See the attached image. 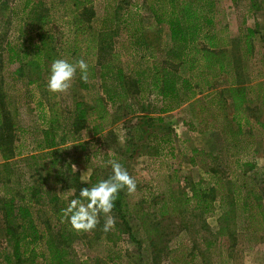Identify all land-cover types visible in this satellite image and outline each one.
I'll return each instance as SVG.
<instances>
[{
    "label": "trees",
    "instance_id": "1",
    "mask_svg": "<svg viewBox=\"0 0 264 264\" xmlns=\"http://www.w3.org/2000/svg\"><path fill=\"white\" fill-rule=\"evenodd\" d=\"M95 1L47 0L45 3L44 0H24L23 15L12 10V17L20 24L17 36L12 37L11 32L0 30V149L3 161L0 175L2 172L9 175L11 168L15 167L12 160L15 156L21 157L22 161L32 160L30 165L39 175V182H31L19 167L10 181L12 184L1 182L0 214L5 225L6 247L3 250L7 252L4 255L6 264L86 263V260L69 254V248L59 245L57 238L59 234L65 236L76 232L63 218L62 212L68 200L75 196L66 199L59 194L58 188L73 191L78 196L80 187L86 186L75 172V161L59 157L64 153L69 155L70 145L81 141L89 111L92 110L93 134L107 138L112 132L107 123L108 107L123 106L127 114H135L139 107L151 100L149 106L141 107L148 111L144 117L149 121L163 122L164 115L195 100L198 93L209 91L211 103L223 110L221 120L216 123L228 153L226 157L222 156L223 166L229 165V151L239 148L240 139L245 136L241 121L245 114L239 106L249 88H228L237 102L233 115H230L228 102L221 104L215 98V82L227 71L229 62L227 50H220L223 38L216 18L218 0H104V15L100 18ZM4 2L0 0V9ZM262 2L264 4V0H249L250 9H260ZM143 7L158 25L166 26L169 31L170 43L162 60L147 52L155 49L146 41ZM1 17H5V13H0V22ZM259 27L255 18V28ZM256 32L253 28L246 32L243 28L240 30L241 48L246 55H250L253 49L251 39ZM60 58L70 61L84 59L88 63V80H81L77 71L74 81L79 90L92 92L93 104L88 108L84 100H77L74 109L67 106L60 116L55 113L53 105L54 117L48 127L28 128L23 122L27 105L33 103L31 85L38 83L39 77L42 80L39 83L45 85L44 75L51 61ZM153 58L156 60L151 63ZM166 63L185 66L188 76L183 77ZM32 69L37 76L27 79V70ZM19 82L22 85H17ZM130 87L135 91L131 92ZM260 96L264 105V90ZM22 98L26 100L24 104ZM43 104L41 100L39 106ZM145 106L147 108H143ZM41 112L47 117L45 107ZM154 115L157 118H152ZM190 125L195 128L192 123ZM18 133L20 138L31 133L37 137L34 140L37 145L29 148L26 138L17 144ZM150 138L156 141V146L150 147L156 150L145 153L151 158L163 154L165 146L160 144L161 140L166 144L173 143L171 131L163 135L152 132L145 141ZM25 152L30 153L28 158L23 156ZM256 154L257 150L252 148L248 160L238 158L235 161L241 172L240 181H233L231 177L228 180L232 185V202L223 191L226 188L222 175L226 174L224 168H210L208 173L217 179L214 183L200 179L193 184L190 199L196 201V209L203 213L214 212L218 193L222 192V198L218 200L223 211L221 220L232 219V214L236 213L253 231L264 233V191L254 176L249 175V171L257 167ZM100 179L103 177L96 168L90 176L89 186ZM126 190L120 191L112 212L122 220L126 232L131 233L126 216ZM223 230L225 227L221 226L219 231Z\"/></svg>",
    "mask_w": 264,
    "mask_h": 264
},
{
    "label": "rangeland",
    "instance_id": "2",
    "mask_svg": "<svg viewBox=\"0 0 264 264\" xmlns=\"http://www.w3.org/2000/svg\"><path fill=\"white\" fill-rule=\"evenodd\" d=\"M23 2L24 0H5L4 7L0 9V13H5V17H1L0 30L11 32L12 37L17 36L20 27L19 20L12 17V10L16 9L23 15ZM104 4V0L95 1L94 6L99 18L104 15ZM142 15L146 41L155 49L147 52L155 54L156 59H161L169 47V31L166 26L155 22L146 7L142 8ZM216 16L223 38L220 50H227L229 62L227 71L215 82V98L221 104L223 101L228 102V107L231 106L230 115H233L237 102H234L228 88H249L239 106L245 114V118L241 120L245 136L241 137L239 148L229 151V165L223 166L222 156L226 157L227 147L223 134L216 125L223 116V110L217 108L214 102L211 103L213 100L208 95L209 91L198 93L195 100L164 115L163 122H155L153 119L149 121L144 117L148 111L141 107L149 106L151 100L139 107L135 114H127L123 106L114 109L108 107L110 114L107 123L112 132L107 138L93 134L92 110L89 111V118L81 131V141L70 145L69 155L64 153L59 158L73 163L75 161L76 174L80 180L87 177L88 183L96 168L103 179L111 175V166L107 161L115 158L133 176L137 187L132 193L126 190V216L131 233L126 232L122 220L111 212L109 215L114 218L115 223L107 233L103 231L106 217L102 216L96 229L91 232L58 235L59 245L67 246L69 254L86 260L85 264H264V233L253 231L243 217L236 213L232 214V219L221 220L223 211L218 200L222 198V192L218 193L217 208L212 213L197 210L196 201L190 199L193 184L200 179L214 183L217 179L212 178L208 170L220 166L219 170L222 167L226 173H222L226 183L223 191L232 202L229 177L233 181H240L238 177L241 168L235 161L238 158L248 160L252 148L257 150L254 156L257 167L249 171V175L254 176L258 186L264 191V105L260 99L264 90V4L262 2L260 9L252 11L249 0H218ZM255 18L260 23L259 29L255 28ZM242 28L244 32L248 28L257 30L251 39L253 49L250 55H246L241 48ZM156 59L153 58L151 63ZM166 65L183 77L189 74L187 68L181 64ZM27 71V79L37 76L33 74V69ZM48 75L49 72L44 75L45 85L39 83L42 81L40 77L38 83L31 85L33 103L27 105L23 122L28 128L48 127L50 119L54 117L51 109L53 105L55 113L60 116L63 115L65 107L74 109L77 100H84L88 108L93 104L92 92L79 90L74 80L67 92H49ZM17 85L22 84L19 82ZM130 90L134 92L135 88L130 87ZM41 100L47 117L41 112ZM25 101L22 98L23 104ZM146 106L143 108H147ZM152 118L157 117L154 115ZM191 123L195 128L191 127ZM169 131L173 133V143L166 144L161 140L160 144L165 146L163 154L153 158L145 155L148 150H156L151 149L156 146L153 138L145 141L148 135L152 132L163 135ZM25 136L20 138L18 133L16 143L19 144L26 138L29 148L37 145L34 143L37 137L34 138L31 133ZM141 141L145 144H140ZM1 153L0 149V164L3 162ZM28 154L25 152L23 156L28 158ZM12 160L15 167L11 168L9 175L2 172L0 187L1 182L12 184L10 181L19 167L25 172L27 180L39 182V175L30 165L32 160L22 161L19 156ZM58 192L67 199L73 191L65 192L59 187ZM1 204L0 200V206ZM1 217L0 214V264H6L4 255L7 252L3 250L6 247L5 225ZM221 226H224L225 230L219 231ZM42 250L41 247L40 251Z\"/></svg>",
    "mask_w": 264,
    "mask_h": 264
},
{
    "label": "clouds",
    "instance_id": "3",
    "mask_svg": "<svg viewBox=\"0 0 264 264\" xmlns=\"http://www.w3.org/2000/svg\"><path fill=\"white\" fill-rule=\"evenodd\" d=\"M89 65L84 59L70 61L68 59H54L48 69L47 89L51 93H64L72 85V81L80 73V79L88 80ZM111 175L100 179L96 183L88 184V178L82 177L81 182L86 184L80 187L78 196L68 200L67 206L62 209L63 218L76 232H91L96 229L102 216L106 217L103 231L109 232L114 227V218L109 215L117 200L119 193L127 189L129 193L135 192L137 182L124 166L115 158L109 159Z\"/></svg>",
    "mask_w": 264,
    "mask_h": 264
}]
</instances>
